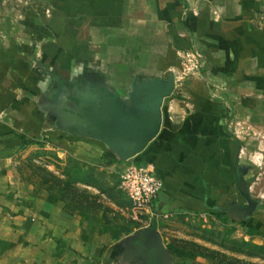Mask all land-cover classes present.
I'll use <instances>...</instances> for the list:
<instances>
[{
    "label": "crops",
    "instance_id": "obj_1",
    "mask_svg": "<svg viewBox=\"0 0 264 264\" xmlns=\"http://www.w3.org/2000/svg\"><path fill=\"white\" fill-rule=\"evenodd\" d=\"M46 12L21 22L29 43L0 46V166L18 135L55 136L50 106L82 126L106 109L136 114L146 103L136 90L173 76L156 135L129 159L162 179L157 214H219L264 237V0H52ZM59 28L74 48L53 43ZM40 62L67 74L62 104ZM11 189L0 167V264H179L149 227L100 245L67 225L57 240L47 219L12 205Z\"/></svg>",
    "mask_w": 264,
    "mask_h": 264
},
{
    "label": "rangeland",
    "instance_id": "obj_2",
    "mask_svg": "<svg viewBox=\"0 0 264 264\" xmlns=\"http://www.w3.org/2000/svg\"><path fill=\"white\" fill-rule=\"evenodd\" d=\"M49 1L0 0V46L29 43L30 26L21 22L42 19ZM61 29L52 32L53 43L74 48L78 40L68 42ZM71 30L77 33L78 27ZM41 44L39 41V48ZM40 63L44 83L54 87L55 101L62 104L67 74L57 65L47 70L48 65ZM49 108L47 118L58 128L55 136L18 135L10 142L0 166L17 198L12 205L17 204L23 216L47 219L55 226V239L63 237L67 225L75 240L106 245L131 239L143 225L131 218L119 186L124 161L111 148L96 150L91 139L68 126L58 106ZM157 215L149 228L157 231L166 255H172L176 263L264 264V237L228 217L175 210Z\"/></svg>",
    "mask_w": 264,
    "mask_h": 264
},
{
    "label": "water",
    "instance_id": "obj_3",
    "mask_svg": "<svg viewBox=\"0 0 264 264\" xmlns=\"http://www.w3.org/2000/svg\"><path fill=\"white\" fill-rule=\"evenodd\" d=\"M172 87L173 76L168 82H151L148 86L138 88L135 96L145 95L146 103L136 114L121 113L119 107V111L114 109V112L106 109L107 116L103 119H98L97 114L91 117L83 116V126L73 120L69 121L68 126L76 128L78 132L103 139L122 160L132 158L156 135L161 119L160 105L163 98L170 95ZM70 111L75 118L82 113L79 108H72ZM147 230L148 238L153 239L155 230Z\"/></svg>",
    "mask_w": 264,
    "mask_h": 264
},
{
    "label": "built area",
    "instance_id": "obj_4",
    "mask_svg": "<svg viewBox=\"0 0 264 264\" xmlns=\"http://www.w3.org/2000/svg\"><path fill=\"white\" fill-rule=\"evenodd\" d=\"M129 159L123 160L119 186L126 197L131 218L142 223L143 227H149L158 213L157 199L163 181L151 164H137Z\"/></svg>",
    "mask_w": 264,
    "mask_h": 264
}]
</instances>
